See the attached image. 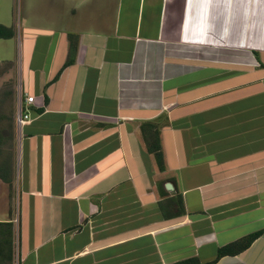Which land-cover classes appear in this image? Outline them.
Returning <instances> with one entry per match:
<instances>
[{
    "label": "crops",
    "instance_id": "crops-1",
    "mask_svg": "<svg viewBox=\"0 0 264 264\" xmlns=\"http://www.w3.org/2000/svg\"><path fill=\"white\" fill-rule=\"evenodd\" d=\"M18 2L0 264H264V0Z\"/></svg>",
    "mask_w": 264,
    "mask_h": 264
},
{
    "label": "trees",
    "instance_id": "trees-1",
    "mask_svg": "<svg viewBox=\"0 0 264 264\" xmlns=\"http://www.w3.org/2000/svg\"><path fill=\"white\" fill-rule=\"evenodd\" d=\"M14 36V32L9 29L6 28L4 26L0 25V40H6V39H11ZM147 126H151V125H147ZM143 130V129H142ZM143 134V131H142ZM157 135L156 132L155 133H151V145L152 146H148V152L152 153L154 155L156 164L158 166V168L160 170L163 169V161H162V152L160 147L158 146V144H156L157 142ZM167 205H169V207L167 208L166 211H164V219H175L176 217L182 216L184 215V207H183V203L180 197H174L172 199L167 200ZM167 212V214H166ZM260 234H253L248 236L247 238L240 240L238 242L232 243L230 245H227L221 249L218 250L217 252V257L216 260H218L221 257L224 256H229V255H236L242 251H244L245 249H247L250 244L259 236ZM213 261L209 264H213L216 262ZM193 262H196V260H189L187 262L181 263V264H193ZM198 264V263H197Z\"/></svg>",
    "mask_w": 264,
    "mask_h": 264
},
{
    "label": "rangeland",
    "instance_id": "rangeland-1",
    "mask_svg": "<svg viewBox=\"0 0 264 264\" xmlns=\"http://www.w3.org/2000/svg\"><path fill=\"white\" fill-rule=\"evenodd\" d=\"M3 3L6 5L7 14L13 15L15 17V20L17 22V16L19 14V8H18V0H2ZM12 12V13H11ZM16 28V27H15ZM17 30V29H16ZM12 62L14 65H16L19 61V55L17 51V45H16V39L12 41V43L5 42L4 40H0V73L6 69L7 66H5V62ZM9 84H1L0 83V90H7L9 89ZM5 109V108H4ZM3 112V110H0V124L2 123V118H6L7 115ZM5 120L3 119V122Z\"/></svg>",
    "mask_w": 264,
    "mask_h": 264
},
{
    "label": "built area",
    "instance_id": "built-area-1",
    "mask_svg": "<svg viewBox=\"0 0 264 264\" xmlns=\"http://www.w3.org/2000/svg\"><path fill=\"white\" fill-rule=\"evenodd\" d=\"M35 102L33 97L27 96L24 99V104L19 100V108L15 116V121L19 126H23L29 121V106L33 105Z\"/></svg>",
    "mask_w": 264,
    "mask_h": 264
},
{
    "label": "water",
    "instance_id": "water-1",
    "mask_svg": "<svg viewBox=\"0 0 264 264\" xmlns=\"http://www.w3.org/2000/svg\"><path fill=\"white\" fill-rule=\"evenodd\" d=\"M165 189L168 191H172V185L169 183L165 184Z\"/></svg>",
    "mask_w": 264,
    "mask_h": 264
}]
</instances>
